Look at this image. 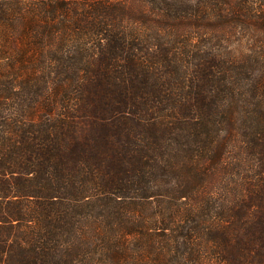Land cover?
I'll return each instance as SVG.
<instances>
[{
	"label": "trees",
	"instance_id": "16d2710c",
	"mask_svg": "<svg viewBox=\"0 0 264 264\" xmlns=\"http://www.w3.org/2000/svg\"><path fill=\"white\" fill-rule=\"evenodd\" d=\"M10 1L42 58L0 45V264H264V0Z\"/></svg>",
	"mask_w": 264,
	"mask_h": 264
},
{
	"label": "rangeland",
	"instance_id": "374dc122",
	"mask_svg": "<svg viewBox=\"0 0 264 264\" xmlns=\"http://www.w3.org/2000/svg\"><path fill=\"white\" fill-rule=\"evenodd\" d=\"M13 1L21 3L22 7H24L25 9L32 8V6H34V4L37 2L34 0H13ZM78 1H76V2H78ZM10 2H12V0ZM78 4L80 5V7L83 8L84 3L82 0L80 2H78ZM116 4L118 6H120L119 9H120V11H123L122 14L125 15L124 18L127 22L136 23V25L138 27L143 28V29L148 28L147 29L148 31H149V29L157 27L156 21H154L152 19L151 20H145L141 16V12L143 13V12H146L148 9H151V7L148 5L147 2H145L143 0H141V1L117 0ZM26 11L32 12V9L26 10ZM65 12L66 11H62L63 15L60 13L61 18L65 17L67 19H71L72 16H73V18L75 17V14L67 15L69 12H67V14L65 15ZM135 15L138 16V18L136 20L134 18ZM15 16L18 18L22 17L21 14H17V13H15ZM68 30H69V32H68L69 34L66 33V34H68V38H66V41L68 43H66V44L77 45V44L86 42L89 39V37H86V38L84 37V38H81L80 40L79 39L75 40V35L73 34V31L71 30V28ZM236 33L237 34L235 36H232L230 38V40H228L224 44V48L227 51L233 52L234 55H240L243 52L246 53L249 50H251L254 42H253V40H251L252 37L250 36V34L248 32L238 33V31ZM66 34H61V32H58V35H56V38H54L53 40H48V42L45 46V52L43 53V55H50V53L53 50L57 51L56 47L61 43V41L63 40V38L65 37ZM0 36H1L0 37V45L5 43L4 47H5L6 51L14 57L24 58L25 60H29L32 63H34V61L37 58H40L42 55L41 53H39L38 49L34 48L36 41H34L31 34L25 30V27L19 26L16 31L14 30V28L10 29L9 27H5ZM260 38L261 37H259L258 39H260ZM77 40H79V42H76ZM254 41H256V39ZM69 49L70 48H66L65 50L69 51ZM64 52L61 54H64ZM41 58H40V60H41ZM16 67H17V69H19V73H21L23 76L30 75L34 69L33 64H29L27 66L25 64L18 63ZM10 75H14V74L10 73Z\"/></svg>",
	"mask_w": 264,
	"mask_h": 264
}]
</instances>
